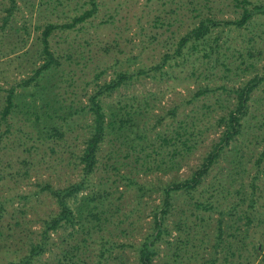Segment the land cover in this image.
Returning a JSON list of instances; mask_svg holds the SVG:
<instances>
[{"label": "rangeland", "instance_id": "obj_1", "mask_svg": "<svg viewBox=\"0 0 264 264\" xmlns=\"http://www.w3.org/2000/svg\"><path fill=\"white\" fill-rule=\"evenodd\" d=\"M16 1L18 8L4 24L8 1L0 0V111L8 90L14 88V108L8 120L10 133L4 134L6 125L0 124V200L6 201L8 220L14 212L13 218L23 223L22 229L26 228V231L18 232L8 241L11 250L0 251V264L10 260L18 262L22 256L20 252L26 248L25 234L39 230L40 219L56 209L48 195L38 193L40 185L47 183L63 187L75 180L71 166H58L56 156H51L46 149L50 147L47 136L59 131L72 145H75V137H79L76 144L81 145L82 137L90 135L92 117L88 111L79 110L73 116L68 113L86 105L94 76L103 72L97 80L101 84L110 82L117 73L133 74L159 65L156 71L128 80L102 101L107 123L114 121L120 106H127L126 110H130L131 115L120 133V142L125 146L140 144L147 147L152 143L157 148L160 137L170 138L182 133L180 139L172 142L181 152L175 158L178 167L154 166L150 173L137 176L139 183L147 187L141 195V207L145 213L142 225L146 232L150 214L163 197V188L189 177L217 140L221 127L216 120L233 107L231 89L264 71V12L256 13L241 28L232 25L211 27L205 39L188 42L180 54L175 55L179 40L200 20L206 17L215 20L239 18L242 1L97 0L95 17L86 22L82 30L57 31L50 38L51 49L61 66L52 67L36 82L22 86L20 83L32 75V68L42 62L38 41L41 27L47 23L69 22L89 8V0ZM246 1L248 3L243 6L247 9H264V0ZM79 52L83 54L82 61L77 58ZM205 52H210V57H204ZM71 53L74 62L70 64L66 57ZM165 55L169 56L166 62ZM118 125L116 122L114 128ZM180 140H186L189 149L184 148ZM263 145L264 82L250 96L241 134L230 143L219 163L212 167L202 189H199L200 193H196L198 198L208 197L209 184H228L229 175L244 180L247 183L245 192H248L252 174L259 168L264 169L263 162L259 166L254 164ZM30 147L36 148L31 153L35 160L33 171L24 175L18 167V155ZM167 149L172 151L173 145ZM164 156L167 158L166 153ZM17 171L21 175L18 183L10 178L2 181L1 177ZM256 184L257 207L252 211L255 218L248 229L247 240L248 243L254 238L253 243L259 246V250L254 251V245L247 244L254 252L250 253L253 264L264 260V173ZM34 193L38 195L32 196ZM86 193H79L71 202L73 209ZM25 194H31V197L23 207L25 201L19 200L18 196ZM176 199L173 197L172 202ZM215 204L219 209L206 212V223L199 228L200 239L204 240V234L209 233L206 245L214 243L218 210L226 211L230 200L219 197ZM224 219L232 220L227 214ZM244 230L242 226V235ZM177 238L173 231L170 241L175 242ZM180 239L183 242L184 238ZM182 249L187 250V247ZM170 250L169 258L173 259V246H169ZM209 250H199L200 260L209 259ZM188 256L190 258L191 253L183 255V262L178 263L187 264ZM46 258L44 256L43 260ZM128 258L135 264L132 253H128ZM158 258L157 263L162 256Z\"/></svg>", "mask_w": 264, "mask_h": 264}, {"label": "trees", "instance_id": "obj_2", "mask_svg": "<svg viewBox=\"0 0 264 264\" xmlns=\"http://www.w3.org/2000/svg\"><path fill=\"white\" fill-rule=\"evenodd\" d=\"M7 1V16L4 24L18 8L16 0ZM241 1L243 8L239 18L225 20L203 18L179 40L175 55H179L188 42H199L205 39L211 27L232 25L241 28L256 13L264 12V9L259 7L247 9L243 5L248 2ZM88 4V9L69 22L47 23L41 27L38 41L41 46L42 62L39 65L32 63L35 65L31 70L32 75L20 85H30L52 67L61 66V62H58V57L51 49L50 38L57 31L82 30L83 25L93 19L98 11L97 0H89ZM11 51L14 53L15 49ZM79 54L77 58L82 61L83 54L82 52ZM72 55L71 53L66 57L70 64L74 62ZM203 56L210 57V52H205ZM168 58L169 56L165 55L163 59L166 62ZM78 63L80 62L76 64ZM159 68L160 66L157 65L133 74L117 73L110 82L101 84L97 80L103 72L100 71L94 76L93 81H95L91 83L93 88L87 94L86 105L81 109L75 108L73 113H68V116H73L79 110L88 111L92 117L90 135L82 137L81 145L76 144L79 137H75V145H72L67 139L65 140V134L59 131H53L47 136L50 147L46 149L51 156H56L58 160L55 161H59L58 166H71L70 170L74 173L75 180L69 181L63 187H54L47 183L39 184L38 193L48 195L54 201L56 209L49 212L46 218L40 219L39 230H30L25 234L26 248L21 249L22 252L19 251L22 256L18 262L10 260L5 264H132L128 253L134 255L135 264L182 263L183 255L186 256L188 253H191V256L186 258L187 264L191 262L192 264H253L250 253L254 252L250 251L251 247L249 249L247 244L250 246L253 244L254 251H258L259 246L253 243L254 238H250L251 242L247 243L248 229L255 218L252 211L257 207L256 181L262 177L264 169L259 168L252 174L248 192H245L247 183L244 180L229 175L228 184L225 186L223 183L209 184L207 191L210 193L207 198L200 199L196 193H200L199 189H202L203 181L212 167L219 163L230 143L241 134L243 120L248 114L250 96L264 82V71L260 75L253 76L243 85L231 89L234 96L233 107L216 120L221 127L217 140L210 146L198 168L189 177L174 181L163 188L161 202L150 214L149 229L144 232L142 222L145 213L144 208L141 207L143 203L141 195L147 187L139 183L137 176L150 173L154 166L178 167L179 163L175 161V158L181 152L172 142L180 139L182 133H177L170 138L160 137V145L157 148L152 143L147 147L140 144L125 146L123 142H120V133L131 115L130 110H126L127 106H120L119 112L114 113V121L107 123L102 101L128 80L147 75L149 71H156ZM199 94L201 95L202 92ZM13 108L14 88H10L0 111V124L6 125L4 134L10 133L8 120L13 113ZM170 113L173 114L174 111ZM60 118L66 120L63 117ZM116 122L119 125L115 129ZM180 142L184 148L189 149L186 140H180ZM170 145H173L172 151L167 149ZM8 148L11 149L9 146ZM35 149L34 147L23 149L18 155L20 161L18 167L22 169L24 175H29V171H33L35 160L32 159L31 153ZM262 162L264 163V145L254 164L259 166ZM236 173L238 174L237 171ZM7 178L14 179L15 183H18L21 175L17 171V173L1 177L2 181ZM79 193H86V196L73 209L70 204L76 200ZM34 195L38 194L34 193L32 196ZM30 197L31 194L18 196L19 200L25 201L23 207L26 206ZM173 197H177L175 204L172 202ZM219 197L230 200V205L226 211L218 210L219 218L214 243L206 245L205 241L209 233L204 234V240L200 239L199 228L206 223L204 217L206 212L219 209L215 204ZM16 210L24 211L18 208ZM7 213L9 214L6 201L0 200V251L2 252L11 250V247L7 246L10 245L8 242L10 239L18 232L26 231V228L22 229L23 223L13 218L14 212L10 214V220L7 218ZM226 214L232 220H225ZM242 226L245 227L243 235L241 234ZM173 231L175 236H178L175 242L169 239ZM180 238H184L183 242ZM234 241L236 244L233 243ZM169 246H173V259L169 258L171 252V250L168 251ZM184 247H187V250L182 249L183 252L181 248ZM200 249L203 251L210 249L209 259L200 260ZM44 256L47 258L43 260ZM161 256V261L157 263L158 257ZM263 262L264 260L258 261L257 264Z\"/></svg>", "mask_w": 264, "mask_h": 264}]
</instances>
